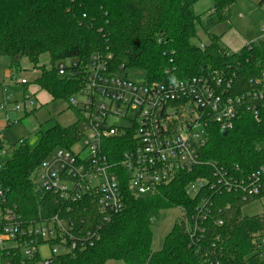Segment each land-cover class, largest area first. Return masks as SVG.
Instances as JSON below:
<instances>
[{
    "label": "trees",
    "instance_id": "obj_1",
    "mask_svg": "<svg viewBox=\"0 0 264 264\" xmlns=\"http://www.w3.org/2000/svg\"><path fill=\"white\" fill-rule=\"evenodd\" d=\"M200 0H0V60L8 58L12 71L20 76L23 62L40 71L35 83L53 100L68 101L83 87V78L62 77L57 64L75 60L81 71L88 68L94 54H112L111 70L145 83H167L202 76L210 70L230 77L234 96L257 89L256 79L264 71V44L247 45L240 52L230 51L212 30L230 21L236 0H214L213 11L197 15ZM264 0L261 2L263 3ZM199 30L210 43L197 45ZM249 47H252L249 50ZM48 55L51 68L41 66ZM169 71V73H167ZM16 87H13L16 90ZM26 87V86H24ZM17 91V90H16ZM28 93L27 88L19 90ZM31 113L26 114V116ZM77 126H55L42 135L36 148L25 141L7 145L0 140V152L11 155L1 164L0 207L14 208L25 220L50 217L59 205L48 193L37 192L34 178L40 164L58 148H71L80 139ZM105 151L113 163L126 147L121 140L110 141ZM203 164L191 173H180L154 196L135 194L128 174H120L125 208L110 221L96 215V205L81 203L73 217L90 220L86 226L99 230L100 241L85 250L61 255L52 264H264V214L242 215V208L256 199L243 201L241 193H227L218 186L216 166L235 174L257 171L264 166V111L261 121L245 113L234 128L223 136L217 126L202 153ZM241 173V172H240ZM207 182L202 197L209 198V218L201 224L196 239L177 224L164 247L154 251L150 219L154 212L180 208L186 218L197 214L201 199H192L187 189L192 182ZM217 186L212 190V186ZM259 199V198H258ZM222 221L223 225L217 223ZM17 264H26L16 252Z\"/></svg>",
    "mask_w": 264,
    "mask_h": 264
},
{
    "label": "built area",
    "instance_id": "obj_2",
    "mask_svg": "<svg viewBox=\"0 0 264 264\" xmlns=\"http://www.w3.org/2000/svg\"><path fill=\"white\" fill-rule=\"evenodd\" d=\"M261 31V38L251 46L264 44V23ZM112 58V54H94L84 71L75 60H67L69 66L66 61L57 64L60 76L83 78L82 89L68 100L83 118L82 127H78L81 137L71 148L55 150L40 164L34 178L37 192L54 197L60 207L57 214L27 221L17 207H0V264H17V251L28 261L26 264H52L58 256L93 246L100 241L101 233L86 227L90 220L83 218L77 223L74 207L86 202L96 205V215L105 221L121 213L125 200L116 170L128 174L135 194L154 196L178 174L191 173L203 164L202 153L212 126L228 134L245 113H251L257 121L262 119L264 71L256 79L254 92L234 96L232 81L223 71L210 70L185 80L148 84L114 73ZM30 83L23 78L17 85ZM32 99L28 92L17 109L23 107L30 112ZM5 106L0 108L4 110ZM115 139L127 149L113 163L105 151V142L108 147ZM0 140H4L1 134ZM214 170L222 191L241 193L243 201L264 198V166L251 172L237 167L235 174L219 166ZM193 185L197 188L194 196L189 190ZM206 186V181L198 180L187 189L189 197L201 199L197 214L183 221L191 239L197 240L199 232L203 233L201 224L209 218L210 199L201 194ZM216 189L213 184L212 190ZM217 224L221 226L223 222ZM45 246L49 247L48 256L41 251Z\"/></svg>",
    "mask_w": 264,
    "mask_h": 264
},
{
    "label": "rangeland",
    "instance_id": "obj_3",
    "mask_svg": "<svg viewBox=\"0 0 264 264\" xmlns=\"http://www.w3.org/2000/svg\"><path fill=\"white\" fill-rule=\"evenodd\" d=\"M262 0H236L232 7V16L230 21L222 22L213 29V34L221 37L222 44L228 46V40L231 41V47H228L230 51L240 52L242 48L248 44L259 41L262 36L261 27L264 23V2ZM261 3V5L259 4ZM197 6L195 12L197 15L206 16L208 11L212 8L213 1L204 0ZM213 9V8H212ZM199 40L194 41L197 45H208L209 39L204 35L202 30H199ZM224 41V42H223ZM227 42V43H226ZM71 63L66 61L65 65L69 66ZM41 66L51 68L50 58L45 55L41 58ZM23 72L20 76H17L16 72L12 71L13 79H4L0 76V105L6 98L9 111V124L4 127L3 122L0 126L4 137L6 138L7 145H18L20 141H25L28 147L36 148L42 138L48 130L55 126L62 128L69 127H82V116L78 114L74 109L69 106L66 100L52 101L50 96L41 91L38 85L35 83L36 79L41 74L40 71L34 70L33 66L28 62H23ZM10 67V61L8 58H2L0 60V73H3ZM23 78H27L31 83L27 87H13L17 86V83ZM8 83V84H7ZM7 84L5 91L3 85ZM23 88H29V94L33 96V106L30 112L26 110H18L17 107H21L26 94L18 92ZM3 106V105H1ZM0 106V107H1ZM31 115L26 116V114ZM6 114L3 109L0 108V120L6 119ZM6 121V120H5ZM11 155H7L5 151L0 152L1 164L10 160ZM191 195H195L197 188L191 186ZM264 214V198L256 199L253 203L245 205L242 208V215L245 217H254ZM186 217L184 211L180 208H167L153 213L150 219V227L153 233V245L154 251H160L164 247L166 238L171 234L174 227L182 223ZM44 256L50 254L49 247L45 246L41 249ZM107 264H124L123 262L111 261Z\"/></svg>",
    "mask_w": 264,
    "mask_h": 264
},
{
    "label": "crops",
    "instance_id": "obj_4",
    "mask_svg": "<svg viewBox=\"0 0 264 264\" xmlns=\"http://www.w3.org/2000/svg\"><path fill=\"white\" fill-rule=\"evenodd\" d=\"M202 1H204V0H200V2L195 6V10H196V8H197V6H199V4H202L201 2ZM206 1V0H205ZM211 1H213V5H214V0H211ZM263 1V0H262ZM261 1V2H262ZM259 4L261 5V3L259 2ZM212 8H213V6H212ZM210 9L209 11H208V13L207 14H209V13H211L212 11H213V9ZM202 16V15H201ZM213 31V30H212ZM213 33V32H212ZM215 35V34H214ZM223 37L224 36H221V39H223ZM224 42V41H223ZM227 43V42H226ZM230 43H231V41L230 40H228V46L226 47V45H225V47L226 48H228V47H231V46H229L230 45ZM245 47V46H244ZM243 47V48H244ZM242 48V49H243ZM229 49V48H228ZM231 50V49H230ZM234 52V51H233ZM25 62V61H24ZM1 72V71H0ZM3 76V78L4 79H10V80H12L13 79V75H12V70L11 69H9V68H7V70H5L3 73H0V76ZM8 84V83H7ZM7 84H4L3 85V90L5 91V89H6V87H7ZM17 87H24V86H20V85H17ZM27 87V86H26ZM41 91H44V90H42L40 87H38ZM29 89V88H28ZM19 92V91H18ZM29 92V91H28ZM46 92V91H45ZM49 96H50V98L52 99V101H54L53 100V97L48 93V92H46ZM4 104H6V106H5V109H4V111H5V114H6V119H4V121L3 120H0V126H2V124H3V122H5L4 124H3V126L5 127L6 126V124H9V121H10V115H9V111H7V107H8V103H7V100H6V98L4 99V101H3V103L1 104V105H4ZM0 105V106H1ZM6 120V121H5ZM0 133L4 136V134H3V132H2V130H0ZM4 141L6 142V138L4 137Z\"/></svg>",
    "mask_w": 264,
    "mask_h": 264
},
{
    "label": "water",
    "instance_id": "obj_5",
    "mask_svg": "<svg viewBox=\"0 0 264 264\" xmlns=\"http://www.w3.org/2000/svg\"><path fill=\"white\" fill-rule=\"evenodd\" d=\"M222 134H223V136H226V135H227V133H226V132H223Z\"/></svg>",
    "mask_w": 264,
    "mask_h": 264
}]
</instances>
